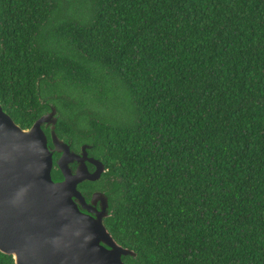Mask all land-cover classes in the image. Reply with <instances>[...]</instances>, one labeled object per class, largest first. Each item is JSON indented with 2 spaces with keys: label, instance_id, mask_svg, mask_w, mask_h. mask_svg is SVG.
<instances>
[{
  "label": "trees",
  "instance_id": "trees-1",
  "mask_svg": "<svg viewBox=\"0 0 264 264\" xmlns=\"http://www.w3.org/2000/svg\"><path fill=\"white\" fill-rule=\"evenodd\" d=\"M37 79L95 132L126 264H264V0H0V98Z\"/></svg>",
  "mask_w": 264,
  "mask_h": 264
},
{
  "label": "water",
  "instance_id": "water-1",
  "mask_svg": "<svg viewBox=\"0 0 264 264\" xmlns=\"http://www.w3.org/2000/svg\"><path fill=\"white\" fill-rule=\"evenodd\" d=\"M55 115L52 110L51 124L43 116L22 129L0 104V253L13 264L136 260L106 228L111 190L85 193L78 187L105 173L103 159L88 153L97 137L76 151L67 136L57 135Z\"/></svg>",
  "mask_w": 264,
  "mask_h": 264
},
{
  "label": "flooded vegetation",
  "instance_id": "flooded-vegetation-1",
  "mask_svg": "<svg viewBox=\"0 0 264 264\" xmlns=\"http://www.w3.org/2000/svg\"><path fill=\"white\" fill-rule=\"evenodd\" d=\"M27 12L30 11V8H24ZM17 12L18 8H14ZM47 79V78H45ZM49 84L39 85V79L36 81V86L33 91V93H30L25 96V100L23 102H13V101H7L5 99L7 98H0V104L3 107L4 111L13 119V121L19 125L22 129H28L31 127V125L39 118L43 116H48V124H51L52 117L49 116L50 113L52 114V110L57 117L56 122V129L60 126L63 127V123L68 122V114H67V102L69 101V98L67 95L63 93V90L60 88H57V91L59 94H53V91L51 87H48L51 85V81L47 80ZM64 101V103H59L58 101ZM55 108V109H54ZM56 112H55V111ZM86 113H89V111H86ZM54 115V114H53ZM52 115V116H53ZM47 136H49V130L44 129ZM48 131V133H47ZM59 134V135H58ZM58 136H64V133H59ZM95 132L89 136V138H83L81 143L77 144V146L73 145V148L76 151L80 150V147L82 145H91L94 140ZM98 145V144H96ZM97 146L94 147L93 150H89V155L93 157H100L102 154H99L98 151H96ZM102 158V157H101ZM106 166V165H105ZM107 172V168L105 167V173ZM104 173V174H105ZM103 174V175H104ZM102 175V176H103ZM101 176V178H102ZM101 178L98 181H101ZM116 177L111 178V185L113 184ZM81 185V184H80ZM79 187V186H78ZM110 187H107L103 190L100 189H94L93 191H106ZM80 189V187H79ZM81 190V189H80ZM82 191V190H81ZM83 192V191H82Z\"/></svg>",
  "mask_w": 264,
  "mask_h": 264
}]
</instances>
